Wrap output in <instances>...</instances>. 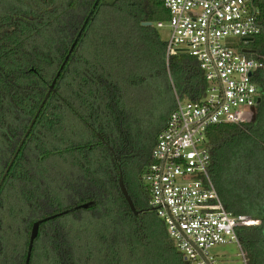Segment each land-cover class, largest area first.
<instances>
[{
	"label": "trees",
	"instance_id": "1",
	"mask_svg": "<svg viewBox=\"0 0 264 264\" xmlns=\"http://www.w3.org/2000/svg\"><path fill=\"white\" fill-rule=\"evenodd\" d=\"M253 6L263 33L247 56L264 64V0ZM168 19L163 0H0V179L68 56L0 187V264H24L33 223L49 217L29 264H190L143 182L174 95L197 101L205 88L196 60H166V40L143 25ZM253 81L251 120L206 139L223 208L258 222L237 231L248 264H264V67Z\"/></svg>",
	"mask_w": 264,
	"mask_h": 264
},
{
	"label": "built area",
	"instance_id": "2",
	"mask_svg": "<svg viewBox=\"0 0 264 264\" xmlns=\"http://www.w3.org/2000/svg\"><path fill=\"white\" fill-rule=\"evenodd\" d=\"M163 6L169 19L155 28L168 29L166 60L176 53L195 59L205 88L197 101L174 95L143 177L148 207L190 264H223L208 251L226 244L236 248L227 264H248L237 231L258 222L223 208L208 172L206 133L214 125L248 123L258 105L253 77L264 64L242 53L262 33L257 10L253 0H163Z\"/></svg>",
	"mask_w": 264,
	"mask_h": 264
},
{
	"label": "water",
	"instance_id": "3",
	"mask_svg": "<svg viewBox=\"0 0 264 264\" xmlns=\"http://www.w3.org/2000/svg\"><path fill=\"white\" fill-rule=\"evenodd\" d=\"M87 21H88V19H86V21H85L83 27L81 28V30H80V32L78 33V35H77V37H76L74 43L72 44V46H71L70 51H69L68 54H70V53L72 52L73 48L75 47V45H76V43H77V40L79 39V37H80V35H81V33H82V30L84 29L85 24L87 23ZM143 25H144V26H147V27H151V26H152L151 23H145V24H143ZM262 33H263V29H262ZM242 53L251 55V54H253V51H250V50H242ZM67 60H68V56L65 57V59H64V61H63V63H62V65L60 66V69H59L58 73L56 74L55 79L52 81V84H51L50 87H49L48 93L45 95V97H44V99H43L41 105L39 106V109H38L37 113L35 114L34 118L32 119V121H31V123H30V125H29V127H28V129H27V131L25 132L22 141L19 143L18 148L16 149V151H15V153L13 154V156H12V158H11V160H10V162H9V164H8V166H7V168H6V170H5V172L3 173V175H2V177H1V179H0V187H1V185H2V183H3V181H4V179H5L6 175L8 174V171H9L10 167L12 166V164H13L15 158L17 157V155H18V153H19V150H20L21 146L23 145V142H24L26 136L29 134V132H30V130H31V128H32V126H33V124H34V122H35V120H36V118H37V116H38V114H39V112H40V110L42 109L44 103L46 102V100H47L49 94H50L51 92L54 91V90H53V86H54V84H55V81H56V79L59 77V74H60V72L62 71L63 67L65 66V63H66ZM259 103H260V99L258 100V104H259ZM118 171H119V175H118V181H117V184H118L119 191H120L122 197L124 198V200H125V202H126L128 208H129L130 212H131L134 216H138V215L140 214V212L135 210V207H134V205H133V202H132L130 196L128 195V193H127V190H126V188H125V186H124V183H123V176H122V172H121L120 168H118ZM94 206H95V203H94V202H89V203L82 204V205H80V206L74 207V208L70 209L69 211H66L65 213H68V212H75V211H77V210H88V209L93 208ZM52 218H53V217L45 218V219H42V220H39V221H36L35 223H33L32 228H31L30 237H29L28 246H27V252H26V257H25V262H24V264H29V260H30V257H31V251H32V247H33V243H34V241H35V239H36V237H37L39 226H40L42 223L47 222L48 220H50V219H52Z\"/></svg>",
	"mask_w": 264,
	"mask_h": 264
},
{
	"label": "rangeland",
	"instance_id": "4",
	"mask_svg": "<svg viewBox=\"0 0 264 264\" xmlns=\"http://www.w3.org/2000/svg\"><path fill=\"white\" fill-rule=\"evenodd\" d=\"M152 27L155 28V24H152ZM157 31L160 38L165 41L167 39L168 29H160ZM208 253L219 262L227 264V261L235 260L236 248L231 244L218 245L211 248Z\"/></svg>",
	"mask_w": 264,
	"mask_h": 264
},
{
	"label": "flooded vegetation",
	"instance_id": "5",
	"mask_svg": "<svg viewBox=\"0 0 264 264\" xmlns=\"http://www.w3.org/2000/svg\"><path fill=\"white\" fill-rule=\"evenodd\" d=\"M250 41H251V39L248 40V42H250ZM246 50H250V49H249V48H246ZM250 51H251V50H250ZM251 55H252V54H251Z\"/></svg>",
	"mask_w": 264,
	"mask_h": 264
}]
</instances>
